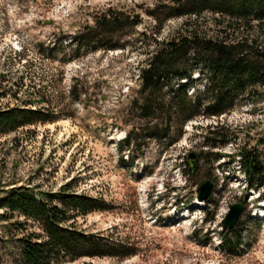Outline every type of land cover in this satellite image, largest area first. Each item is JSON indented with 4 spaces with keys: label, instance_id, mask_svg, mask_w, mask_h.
<instances>
[{
    "label": "rangeland",
    "instance_id": "rangeland-1",
    "mask_svg": "<svg viewBox=\"0 0 264 264\" xmlns=\"http://www.w3.org/2000/svg\"><path fill=\"white\" fill-rule=\"evenodd\" d=\"M180 4L0 0V109L31 103L55 117L0 135V190L29 186L55 192L70 184L108 208L79 218L76 229L134 253L59 264H264V218L258 215L263 192L254 180L246 188L236 163L239 152L249 153L264 172V88L255 87L218 117L200 115L172 125L164 139L147 137L164 133L160 119L154 117L147 128L133 108L139 71L157 49L190 31L212 36L222 30L210 14L171 17L189 10ZM108 10L118 19L115 27L95 30ZM100 33L99 46L78 47L79 37ZM180 71L190 74L187 94L193 88L198 100H206V76L196 60ZM168 83L177 88V82ZM209 125H217L219 135L207 134ZM194 159L192 172L187 164ZM207 180L213 190L207 201H198L199 186ZM238 203L240 240L234 253H223L218 233L230 206ZM16 222L23 218L0 221V264H18L17 239L33 231L9 225Z\"/></svg>",
    "mask_w": 264,
    "mask_h": 264
},
{
    "label": "trees",
    "instance_id": "trees-1",
    "mask_svg": "<svg viewBox=\"0 0 264 264\" xmlns=\"http://www.w3.org/2000/svg\"><path fill=\"white\" fill-rule=\"evenodd\" d=\"M179 3L180 7L189 10L171 14V17L196 20L210 14L214 17L213 23L221 26L222 30L212 36L190 31L178 43L163 44L145 61L139 71L141 89L133 108L145 127L148 128L156 117L161 121L158 125L164 128L161 135L151 132L147 134L148 138L164 139L172 125L181 127L200 115L218 117L232 109L241 96H248L255 87L264 88V40H261V35L264 39V0H179ZM117 20L116 15L108 10L96 21L95 30L115 27ZM102 36L100 33L79 37L78 47L99 46ZM114 48L111 46L109 49ZM189 60H196L202 75L205 73L207 84L203 90H206L207 97L204 101L198 100V92L193 88L194 94H187L190 74L181 72L180 68ZM169 80L178 83L175 90L169 85ZM181 80L185 82L179 83ZM166 87H170L169 94L163 90ZM29 105L30 108L25 105L0 109V135L55 121L53 114L47 116L41 109H33L31 103ZM217 129V125H209L205 130L216 137L219 135ZM130 141V136L124 138V143L129 144ZM211 141L214 140L208 142ZM216 144L213 142L211 146ZM238 154L236 163L238 171L246 176V188L251 189L254 180L264 199V172L257 166L253 155ZM197 164L195 159L188 161V169L194 172ZM107 209L103 200L72 191L70 184L55 192H39L29 186L0 190V221H10L17 216L23 218V222L10 226L16 225L20 230L33 229L17 239L18 264H59L82 258L132 256L134 253L125 244L76 229L79 218ZM221 228L223 232L218 233L219 250L232 254L240 240L237 224L228 229L222 222Z\"/></svg>",
    "mask_w": 264,
    "mask_h": 264
},
{
    "label": "water",
    "instance_id": "water-1",
    "mask_svg": "<svg viewBox=\"0 0 264 264\" xmlns=\"http://www.w3.org/2000/svg\"><path fill=\"white\" fill-rule=\"evenodd\" d=\"M192 158V157H191ZM213 190V184L207 180L199 186V195L198 201H206L208 200L211 192ZM243 211V207L241 204H234L230 206L228 213L224 218V224L228 229H232L234 225L238 222Z\"/></svg>",
    "mask_w": 264,
    "mask_h": 264
},
{
    "label": "bare ground",
    "instance_id": "bare-ground-1",
    "mask_svg": "<svg viewBox=\"0 0 264 264\" xmlns=\"http://www.w3.org/2000/svg\"><path fill=\"white\" fill-rule=\"evenodd\" d=\"M260 213H262V215H264V208L260 211Z\"/></svg>",
    "mask_w": 264,
    "mask_h": 264
}]
</instances>
